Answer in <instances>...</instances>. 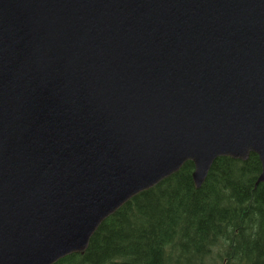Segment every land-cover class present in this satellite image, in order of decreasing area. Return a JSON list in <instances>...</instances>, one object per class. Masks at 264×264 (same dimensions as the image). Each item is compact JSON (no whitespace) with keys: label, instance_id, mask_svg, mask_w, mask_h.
Returning <instances> with one entry per match:
<instances>
[{"label":"water","instance_id":"water-1","mask_svg":"<svg viewBox=\"0 0 264 264\" xmlns=\"http://www.w3.org/2000/svg\"><path fill=\"white\" fill-rule=\"evenodd\" d=\"M258 155L264 0H0V264L88 250L194 163Z\"/></svg>","mask_w":264,"mask_h":264},{"label":"trees","instance_id":"trees-1","mask_svg":"<svg viewBox=\"0 0 264 264\" xmlns=\"http://www.w3.org/2000/svg\"><path fill=\"white\" fill-rule=\"evenodd\" d=\"M194 170L187 162L133 198L100 226L86 252L57 264H264L258 155L217 159L200 189Z\"/></svg>","mask_w":264,"mask_h":264},{"label":"bare ground","instance_id":"bare-ground-1","mask_svg":"<svg viewBox=\"0 0 264 264\" xmlns=\"http://www.w3.org/2000/svg\"><path fill=\"white\" fill-rule=\"evenodd\" d=\"M203 201V200H202ZM223 208V207H222ZM231 208V207H230ZM178 228V227H177ZM184 233V232H183ZM178 234V233H177ZM129 244V243H128ZM251 247V246H250ZM166 250V249H165ZM107 259V258H106ZM162 259V258H161ZM169 261V260H168ZM173 261V260H172ZM108 262V261H107ZM174 263V262H173Z\"/></svg>","mask_w":264,"mask_h":264},{"label":"rangeland","instance_id":"rangeland-1","mask_svg":"<svg viewBox=\"0 0 264 264\" xmlns=\"http://www.w3.org/2000/svg\"><path fill=\"white\" fill-rule=\"evenodd\" d=\"M240 161H241V160H240ZM246 161H247V160H246ZM214 163H215V162H214ZM214 163H213V164H214ZM165 180H166V179H165ZM193 180H194V179H193ZM196 188H197V187H196ZM197 189H198V188H197ZM60 261H61V260H60Z\"/></svg>","mask_w":264,"mask_h":264}]
</instances>
